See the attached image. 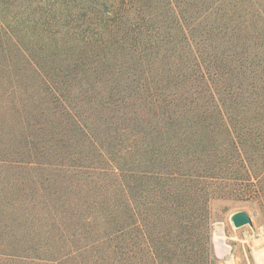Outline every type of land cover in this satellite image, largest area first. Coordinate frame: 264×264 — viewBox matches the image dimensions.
Returning <instances> with one entry per match:
<instances>
[{
	"label": "trees",
	"instance_id": "obj_1",
	"mask_svg": "<svg viewBox=\"0 0 264 264\" xmlns=\"http://www.w3.org/2000/svg\"><path fill=\"white\" fill-rule=\"evenodd\" d=\"M251 130L264 0H0V253L47 235L92 264H216L210 202L264 210ZM238 163L255 181L224 182ZM147 179L156 224L198 232L144 231Z\"/></svg>",
	"mask_w": 264,
	"mask_h": 264
},
{
	"label": "rangeland",
	"instance_id": "obj_2",
	"mask_svg": "<svg viewBox=\"0 0 264 264\" xmlns=\"http://www.w3.org/2000/svg\"><path fill=\"white\" fill-rule=\"evenodd\" d=\"M53 2L54 0H50ZM247 123L245 122V124ZM237 130L233 132L234 140L239 141V122L236 123ZM243 131V130H241ZM249 135L253 138H262L264 131L251 130ZM220 138L213 137L214 140L219 141ZM237 168L235 171L226 165L220 166V175L229 177L225 180V183L236 185L243 183H251L255 179L241 180L237 179L240 171L239 163L232 165ZM255 169V168H254ZM154 183L150 180H146L145 193L147 199L144 203L145 218H144V231L148 235H165L171 232H184L186 234H192L198 231L188 229L187 231H174L169 229L166 221L158 222L154 219V212L156 205L150 202L151 189ZM237 210H245L251 216V225L245 224L240 227H234L229 220L231 213ZM158 213V208L156 209ZM210 227L207 231L211 252H213L212 234H216V237H222L224 248L221 254L216 257V264H264V210L260 206L257 199H251L244 197L243 195L225 196L222 198L213 199L210 202ZM153 225H158L160 229L155 231ZM47 235H26L24 239L27 242L20 241L18 244H7L1 247L0 264H92L93 256L95 253L85 251L79 254V249L63 242H56L57 239L52 242L53 237H46ZM33 237V238H32ZM33 240H32V239ZM69 238V237H66ZM65 240V238L63 237ZM71 239V238H70ZM32 240V242H28ZM74 251V252H73ZM260 255V256H259ZM214 256V254H213ZM263 257V258H262ZM262 260V262H261ZM129 264H138L135 261ZM150 264V263H142Z\"/></svg>",
	"mask_w": 264,
	"mask_h": 264
},
{
	"label": "water",
	"instance_id": "obj_3",
	"mask_svg": "<svg viewBox=\"0 0 264 264\" xmlns=\"http://www.w3.org/2000/svg\"><path fill=\"white\" fill-rule=\"evenodd\" d=\"M229 220L231 221L234 227H240L245 224L251 225V216L245 210H237L230 214ZM217 233L212 234V245H213V254L218 257L219 254L222 253L224 244L222 237H216Z\"/></svg>",
	"mask_w": 264,
	"mask_h": 264
},
{
	"label": "bare ground",
	"instance_id": "obj_4",
	"mask_svg": "<svg viewBox=\"0 0 264 264\" xmlns=\"http://www.w3.org/2000/svg\"><path fill=\"white\" fill-rule=\"evenodd\" d=\"M260 256V255H259ZM263 258V257H262ZM264 260V259H263ZM261 262H262V260H261ZM260 264V263H259Z\"/></svg>",
	"mask_w": 264,
	"mask_h": 264
}]
</instances>
